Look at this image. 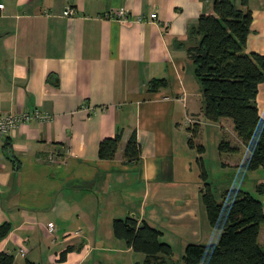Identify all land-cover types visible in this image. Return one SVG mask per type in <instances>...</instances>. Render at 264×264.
Returning <instances> with one entry per match:
<instances>
[{"label": "crops", "instance_id": "1", "mask_svg": "<svg viewBox=\"0 0 264 264\" xmlns=\"http://www.w3.org/2000/svg\"><path fill=\"white\" fill-rule=\"evenodd\" d=\"M213 1L0 0V115L50 116L21 123L0 140V225H10L0 252L13 255V264H135L138 252L112 229L113 220L126 217L158 229L168 244L214 239L198 159L207 179L208 172L202 154L188 145V117L199 120L195 136L202 135V119L214 124L217 150L221 141L238 148L219 153V174L239 180L227 183L217 201L238 189L264 206V166L241 167L249 154L230 119L203 117L186 52L196 42L191 29L212 13ZM247 3L252 25L245 51L264 56V0ZM67 5L74 10L69 18L62 15ZM119 10L127 22L111 16ZM153 80L164 81L156 92L149 90ZM256 102L264 119V81ZM117 133L115 157L100 159L99 143ZM133 134L138 162L124 158ZM258 241L264 244V224Z\"/></svg>", "mask_w": 264, "mask_h": 264}, {"label": "trees", "instance_id": "2", "mask_svg": "<svg viewBox=\"0 0 264 264\" xmlns=\"http://www.w3.org/2000/svg\"><path fill=\"white\" fill-rule=\"evenodd\" d=\"M251 25L252 13L247 0H241L239 6L233 0H214L212 13L200 15L191 29L196 42L186 50L201 87L203 117L209 122L222 118L233 122L249 154L241 167L249 171L264 166V119L258 113L256 102L258 86L264 81V56L245 51ZM159 85H164V81L153 80L149 90L156 92ZM198 123L189 129L188 145L192 148ZM120 139V133L103 139L98 146V157L113 159ZM196 150L200 155L204 152L202 146H197ZM237 151L238 148L227 141L218 145L220 154ZM139 157V144L133 134L124 148V158L138 162ZM198 160L204 182L201 200L209 226L218 230L220 237L212 244L188 243L179 264H264V244L258 241L264 224L263 203L251 193L238 189L225 190L217 201L201 159ZM112 229L116 238L125 241L134 252L145 255L143 264H174L171 246L161 240L162 233L158 229L145 221L139 223L133 217L115 219ZM9 232L10 225L1 224L0 241ZM71 250L66 248L60 260ZM13 263V255L0 252V264Z\"/></svg>", "mask_w": 264, "mask_h": 264}, {"label": "rangeland", "instance_id": "3", "mask_svg": "<svg viewBox=\"0 0 264 264\" xmlns=\"http://www.w3.org/2000/svg\"><path fill=\"white\" fill-rule=\"evenodd\" d=\"M214 124L213 123H208L205 120H201V124L200 127L202 128L203 132L202 135L201 133L198 136H193V141L195 143V147L194 148V152L196 154V147L197 146H202L204 148V153L202 154V161L205 164V168L208 172V179L207 182L210 184L211 186V190L214 194V196L216 197V199H219V195L223 189V187L226 186L227 183H229L230 181H238L239 179L236 178H229L226 177L222 174H219L218 172V160H219V152L217 150V142L215 141L214 138H216L217 134L213 133V129L214 127H212ZM217 127L216 130H220V126L217 124L215 125ZM197 134V131L195 133V135ZM214 137V138H213ZM191 166L197 167V162L196 160L193 158H191ZM208 228L210 230L211 236L212 234H214L215 232V238L208 240V242H206V244H212V243H217L219 236H220V232L218 230L212 229L211 227ZM162 241H164V239H162ZM197 240H192V242L190 243H197ZM205 243V242H203ZM172 248V260L174 262V264H179L181 263V257L184 253V249L185 246H183L179 240H177V238L175 240H172L171 244H169ZM108 247V246H107ZM113 246L109 247L110 249H114L112 248ZM104 254H113V251H108L105 252ZM135 263L138 262L140 264H143V255L141 253H138L137 255H135ZM91 264V263H90ZM103 264H107L105 262H103Z\"/></svg>", "mask_w": 264, "mask_h": 264}, {"label": "built area", "instance_id": "4", "mask_svg": "<svg viewBox=\"0 0 264 264\" xmlns=\"http://www.w3.org/2000/svg\"><path fill=\"white\" fill-rule=\"evenodd\" d=\"M3 9V6L0 5V10ZM74 14V10L70 5H67L62 13L66 18L71 17ZM115 20L120 22H127L128 18L126 12L123 10L116 11L111 14ZM156 17L155 14L150 15V19L153 20ZM35 120L37 122L43 123L50 120V116L39 110H34L30 112H20V113H9L6 115H0V140L10 134L15 130L21 123ZM186 122L193 127L194 124L198 123V119L194 117H188ZM49 159H52V156H49ZM48 232L53 234L55 226L53 223L47 224ZM75 235H78V232H75ZM20 254L24 255V250H20Z\"/></svg>", "mask_w": 264, "mask_h": 264}]
</instances>
